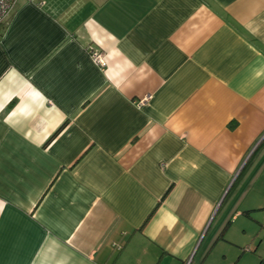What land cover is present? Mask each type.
I'll use <instances>...</instances> for the list:
<instances>
[{"label": "crops", "instance_id": "crops-1", "mask_svg": "<svg viewBox=\"0 0 264 264\" xmlns=\"http://www.w3.org/2000/svg\"><path fill=\"white\" fill-rule=\"evenodd\" d=\"M9 18L0 264L245 258L264 230V0H20Z\"/></svg>", "mask_w": 264, "mask_h": 264}, {"label": "built area", "instance_id": "built-area-1", "mask_svg": "<svg viewBox=\"0 0 264 264\" xmlns=\"http://www.w3.org/2000/svg\"><path fill=\"white\" fill-rule=\"evenodd\" d=\"M20 0H0V24L1 22L6 21L13 13L17 2ZM90 55L93 60L99 67L106 68L108 62L105 60V56L100 51L90 49ZM145 101H141V105H144Z\"/></svg>", "mask_w": 264, "mask_h": 264}, {"label": "rangeland", "instance_id": "rangeland-1", "mask_svg": "<svg viewBox=\"0 0 264 264\" xmlns=\"http://www.w3.org/2000/svg\"><path fill=\"white\" fill-rule=\"evenodd\" d=\"M220 219V217H219ZM261 237L255 239L253 244H249L250 252L248 251L245 258H241L237 264H261L264 263V230L261 232Z\"/></svg>", "mask_w": 264, "mask_h": 264}, {"label": "trees", "instance_id": "trees-1", "mask_svg": "<svg viewBox=\"0 0 264 264\" xmlns=\"http://www.w3.org/2000/svg\"><path fill=\"white\" fill-rule=\"evenodd\" d=\"M9 20H10V18H9ZM9 20L7 19L6 21L1 22V24H0V33H1V31H4V30L6 29V27L8 26V22H9ZM62 129H64V126H63L61 129H59V130L54 134V136L57 135L60 131H62ZM54 136H53V138H54ZM53 138H52V139H53ZM151 216H152V215H151ZM151 216H150V218H151ZM261 264H264V263L262 262Z\"/></svg>", "mask_w": 264, "mask_h": 264}]
</instances>
